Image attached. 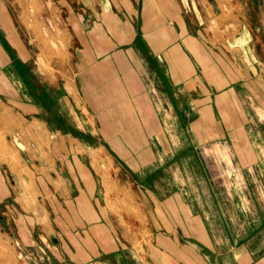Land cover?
<instances>
[{"label": "crops", "instance_id": "0c3cea01", "mask_svg": "<svg viewBox=\"0 0 264 264\" xmlns=\"http://www.w3.org/2000/svg\"><path fill=\"white\" fill-rule=\"evenodd\" d=\"M82 2L90 11L96 5L99 10L85 15L66 5L76 44L69 74H61L59 86L58 76L53 80L52 74L40 73L42 82L56 88L57 104L81 121L90 144L58 128L48 130L41 119L36 141L47 167L40 166L45 179L38 193L47 201L48 219L34 225L52 257L27 256L16 264H264V240L255 248V241L246 238L237 243L217 239L203 209L187 199L173 177L167 175L163 194L150 187L175 160L174 120L183 121V135H193L195 144L212 140L204 123L214 127L215 112L223 111L218 97L233 102L230 68L221 65L200 33L189 29L176 0ZM12 90L23 115L42 111L38 100L20 102ZM234 118L221 116L213 140L233 128L239 134L237 126L224 122ZM20 134L26 135V129L20 127ZM99 156L101 166L96 165ZM81 158H89L88 163ZM239 160L243 168L252 164L241 156ZM220 162L233 166L230 159ZM111 168L124 171L129 181L113 177ZM97 182L112 187L101 195ZM133 183L139 187L136 192L130 188ZM23 241L38 254L33 237L24 235Z\"/></svg>", "mask_w": 264, "mask_h": 264}, {"label": "rangeland", "instance_id": "374dc122", "mask_svg": "<svg viewBox=\"0 0 264 264\" xmlns=\"http://www.w3.org/2000/svg\"><path fill=\"white\" fill-rule=\"evenodd\" d=\"M176 1L189 29L200 33L205 46L218 53L221 65L229 67L235 78L233 102L228 96L218 97L217 106L223 111L215 112L214 121L234 115L232 121H223L232 122L241 131L238 134L233 128L231 135L229 132L213 140L217 123L213 127L207 120L204 127L212 140L197 145L193 135H183V121L174 120L171 129L176 131L175 160L162 168L150 187L163 194L170 175L172 182L184 187L187 199L203 209L209 230L217 239L237 243L246 238L255 241L258 248V240H264V0ZM66 5L85 15L99 10L96 5L90 11L82 0H0V264H16L27 256L52 257L34 225L43 224L48 217L47 201L38 193L45 179L40 166L47 167L38 155L41 119L48 130L58 128L90 144L81 121L71 118L65 105L57 104L56 88L42 82L47 72L54 76L53 80L58 76L61 86L59 77L69 74L76 44L66 21ZM90 21L91 17L86 23ZM13 88L21 97L20 102L38 100L42 111L23 115ZM20 127L26 129V135L20 134ZM65 144L70 147L67 139ZM216 145L227 152L209 149ZM240 156L252 164L240 167ZM221 158L230 159L233 166L220 162ZM100 163L99 156L96 165L101 166ZM111 174L122 182L129 181L124 171L111 168ZM99 183L98 194H107L112 185ZM130 188L136 192L139 187L133 183ZM133 222L129 225L133 226ZM24 235L37 243V255L30 245L24 244ZM41 250L44 256L39 253Z\"/></svg>", "mask_w": 264, "mask_h": 264}, {"label": "bare ground", "instance_id": "6f19581e", "mask_svg": "<svg viewBox=\"0 0 264 264\" xmlns=\"http://www.w3.org/2000/svg\"><path fill=\"white\" fill-rule=\"evenodd\" d=\"M3 190V189H2Z\"/></svg>", "mask_w": 264, "mask_h": 264}]
</instances>
